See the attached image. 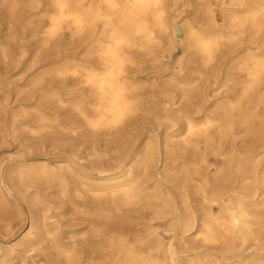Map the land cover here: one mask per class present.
<instances>
[{
	"label": "bare ground",
	"instance_id": "obj_1",
	"mask_svg": "<svg viewBox=\"0 0 264 264\" xmlns=\"http://www.w3.org/2000/svg\"><path fill=\"white\" fill-rule=\"evenodd\" d=\"M177 2L52 0V12L39 8L49 17V38L70 28L84 47L42 68L29 87L52 74L71 79L64 87L71 98L55 87L44 96L75 116L62 121L37 101L12 105L6 93L0 142L22 145L59 128L109 140L129 132L143 113L166 124V131L164 138L147 128L120 138L115 163L84 166L73 155L52 164L28 151L2 167L0 206L9 207L11 192L31 187L34 205L49 207L44 200L51 197L98 205L86 212H95L94 220L71 232L79 245L50 218L29 214V231L0 244V264H264V0H192L202 21L200 15L181 17ZM19 4L12 0L11 10ZM177 48L167 74L147 77L148 92L138 71L147 59L158 61ZM42 186L51 192L41 193ZM140 208L165 222H148L142 232L125 228L129 212ZM161 227L171 233L167 240ZM27 251H41L47 263L29 262Z\"/></svg>",
	"mask_w": 264,
	"mask_h": 264
},
{
	"label": "rangeland",
	"instance_id": "obj_2",
	"mask_svg": "<svg viewBox=\"0 0 264 264\" xmlns=\"http://www.w3.org/2000/svg\"><path fill=\"white\" fill-rule=\"evenodd\" d=\"M20 4L11 10L12 0L3 2L0 0V101H5L6 93L9 94L8 101L14 105L16 100L22 102H40L44 107L54 109L58 112L62 121L68 120L71 116H75V112L69 107H62L60 104L47 96L45 91L53 87L62 89L63 98L68 99L74 96L69 94L64 87L71 86L74 82L70 80H62L56 75H47L37 87H29L30 81L41 71L42 68L51 69L59 64L63 58L74 53H80L83 45L77 38L72 36L71 29H65L59 35L49 38L46 31L49 26V17L45 13H38L39 8L52 12V0H19ZM192 0H178L176 6L181 11V17L191 15L204 16L199 11V5H191ZM204 17L201 19V21ZM1 47L7 49L9 57L5 59L2 54ZM181 48L174 50H165L162 58L158 61L147 59L142 68L138 71V75L142 80L146 81V90L152 92V83L147 81V77L153 79L160 78L162 74L168 73V68L179 57ZM59 62V63H58ZM22 90L21 92H18ZM145 128L152 131L158 130L164 138L166 124H162L159 120L148 113L137 115L126 130V134L122 136L113 135L109 140L104 136H88L86 133L82 135L64 132L62 129H56L53 133L46 132L41 137L26 141L24 144L15 143L12 140L0 142V169L15 165L23 154L31 156L35 159L49 161L52 164L61 162L65 163L67 158L78 155L76 158L79 165L91 166L93 163L97 165L100 162L115 163L112 158L121 155L123 141L131 137L132 133L140 132ZM124 137L125 139H120ZM213 160V159H212ZM93 164V165H94ZM96 176L98 174L96 173ZM75 180H79V174L75 173ZM35 192V188L29 190H21L20 192H11L10 205L8 208L0 206V244L9 245L19 240L26 234L30 228L29 214L35 218L48 219L51 222L59 224V231L69 241L78 242L79 238L75 233L88 225L89 222L96 217L95 212L86 213L89 208L97 207L98 204L92 200H86V204L76 206L75 202L65 197L62 203H59L56 197L44 198V204L52 203L49 207L42 204L34 205L31 195ZM51 190H47L42 186L41 193L48 194ZM77 197V196H76ZM75 197V198H76ZM77 201L84 200L77 198ZM110 200L107 199V208L110 207ZM131 217L124 221L125 228H131L134 231H145L144 225L151 222L154 225L165 222L158 219L153 210L138 209L129 212ZM27 218V219H26ZM10 225V229L6 230V225ZM160 236L168 239L170 232L164 227L159 228ZM74 237V238H73ZM82 245V243H81ZM25 255L30 262L31 257L36 260L46 262V255L41 251H27ZM47 263V262H46Z\"/></svg>",
	"mask_w": 264,
	"mask_h": 264
}]
</instances>
